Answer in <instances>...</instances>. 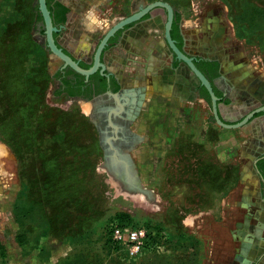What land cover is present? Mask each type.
<instances>
[{
	"label": "rangeland",
	"instance_id": "374dc122",
	"mask_svg": "<svg viewBox=\"0 0 264 264\" xmlns=\"http://www.w3.org/2000/svg\"><path fill=\"white\" fill-rule=\"evenodd\" d=\"M28 1L23 3L28 5ZM152 1L61 0L77 13L71 22L66 16V28L57 39L73 54L90 61L97 41L114 23ZM162 1L178 13L193 50L217 58L222 71L243 66L257 70L245 79L244 90H231L229 102L218 112L224 122L237 123L264 101V80L259 76L264 73V0ZM17 2L0 0V142L10 151L14 149L19 163L8 181L17 189L12 211L18 230L14 237L0 240V264H107L98 261L99 252L105 253L104 227L115 224L123 214V220L133 225L169 230L173 242L180 246L169 249L179 256L176 262L264 264V204L255 198L258 179L252 169L239 173L242 143L246 145L248 139L242 129L251 121L232 127L220 124L203 86L192 78L189 82L196 92L188 94L187 100L193 103L186 106L185 114H174L173 106L158 100L151 110L154 119L145 118V126L155 129L163 124L167 135L149 138V148H156L163 140L159 151L139 152L142 146L138 143L127 150L128 164L138 176L141 190H124L103 167L109 144L97 116L91 117L94 105L71 100L64 92L52 94L57 85L49 76L57 58L47 51L45 37L25 34L27 45L19 51L12 46L13 33L6 38L2 32L3 21L12 23L20 15L13 10ZM89 8H96L108 22L106 28L87 31L83 21ZM25 18L26 32L29 15ZM165 20V9L155 7L148 16L129 24L121 42L103 52L105 66L111 69V62H122L119 67L125 71L126 83H135V76L141 74L145 75L143 81L152 82L156 77L159 85L158 78L164 76L171 60L164 41ZM85 36L90 45L87 49L81 48ZM29 53L38 75L28 70L25 60ZM154 57L158 59L155 68L149 63ZM135 58L138 64H133ZM180 64L176 68L184 69ZM150 70L155 73L146 78ZM237 80L231 77L235 84L245 83ZM9 86L16 88L18 114L14 113L16 108L3 104V91ZM136 114H129V130L140 123ZM9 125L13 131L7 137L4 127ZM220 130L227 131L221 146V150L227 149V164L221 167L217 156L220 147L213 146ZM8 138L11 145L5 143ZM73 148L76 151L67 152L68 157L61 151ZM110 162L116 177L132 181L124 160ZM67 163L74 168L68 181L66 173L71 171ZM83 176L86 178L81 180ZM74 178L76 182L70 186L68 182ZM214 203H218L217 208L210 211Z\"/></svg>",
	"mask_w": 264,
	"mask_h": 264
},
{
	"label": "crops",
	"instance_id": "0c3cea01",
	"mask_svg": "<svg viewBox=\"0 0 264 264\" xmlns=\"http://www.w3.org/2000/svg\"><path fill=\"white\" fill-rule=\"evenodd\" d=\"M71 13V16H70ZM76 9L68 10L67 15L69 16L68 21L71 22L74 20L76 16ZM158 59L154 57V60H149V63L153 64L155 68ZM133 64H138L136 58L132 60ZM156 62V63H155ZM122 62H111V71L115 73L118 78L119 83L121 84L122 93L121 97L124 98V104L128 106L129 112H136L137 117H139L140 123L136 125L132 130H130V134L135 139V144L140 145L139 152H148V151H159L161 150V146L164 145L161 139L160 145L156 148H149L148 145L151 144L149 138L152 136L161 137L167 135L165 131V127L157 124L155 129L151 128L149 125H144L145 118L147 120H153L154 112L151 110L153 106L161 100V103H165L167 105H171L175 108L174 114L186 112V106L188 104H192L193 102L187 100L188 94L190 92H196V88L192 87L189 82L190 79H187L188 75L185 69H172L169 66V69L164 72V76L162 78H158L159 85H156V77L153 78L152 82L143 81L144 76L141 74L136 75L137 81L135 83H126V76L124 69L120 68L119 65ZM151 69V68H150ZM254 67H236L235 69H227L224 71L225 77L230 82L231 77L236 76L238 78L237 81L243 82L249 75H255ZM151 73H155V71H146V78L150 76ZM152 76V75H151ZM262 80H264L263 75H259ZM188 80V81H187ZM123 82V83H122ZM161 94V97H157V94ZM156 95L155 98H153ZM120 97V98H121ZM222 108H225V102L220 101L218 103V112H222ZM130 114V113H129ZM157 116V115H156ZM173 119V117H171ZM163 120V118H162ZM149 121V122H150ZM248 135L247 143L244 145L242 143L241 150V162L239 164V173L244 175L246 171L251 170L253 167V160L257 153H261L264 151V116H258L251 121V125H247V129H242ZM204 138H207V133L203 134ZM219 136V140H216V144L213 146L220 147L218 153L219 158V167L227 164V149L221 150V146H223V141H225V137L227 136V131L220 130L217 134ZM219 141V142H218ZM166 144V143H165ZM135 145V146H136ZM145 147V148H144ZM133 151H136V148H133ZM225 162V163H222ZM11 167V170L9 169ZM153 166V164H152ZM19 168V163L15 158V155L12 151L9 150L7 145L0 142V240L4 238H11L16 235L18 227L17 222L15 221L14 214L12 211L13 202L17 199V189L15 190L14 186L10 187L9 178L14 177L15 173ZM221 192V191H220ZM223 193H226V189ZM218 203H214L211 206L210 211L217 208ZM9 206V208H8ZM3 217V218H2ZM16 222V224H15ZM14 231L13 234L11 230Z\"/></svg>",
	"mask_w": 264,
	"mask_h": 264
},
{
	"label": "flooded vegetation",
	"instance_id": "af4514ba",
	"mask_svg": "<svg viewBox=\"0 0 264 264\" xmlns=\"http://www.w3.org/2000/svg\"><path fill=\"white\" fill-rule=\"evenodd\" d=\"M57 1L61 2V0H45L46 7H47V9L49 11V15L51 17L52 25L55 27V29L52 30L54 42L59 48L62 49L63 52L69 54L76 61H78V63L82 67H84L82 65L83 63H87L88 66L84 67V68H90L95 63L94 52L92 53V55L90 57V61L89 60L86 61L82 56H76L75 54H73L69 50L68 47H66L64 44H62L57 39V35L62 33L63 30L66 28V25H65L66 21L64 23H60L59 21L56 20L57 19V16H56V9H57L56 2ZM64 5H66V4H64ZM26 6H27V9L30 11V14L32 13L31 15H29V19H31V32H32V34L33 35L40 34V35H43L44 37H46L45 36L46 35V24H45V19H44L43 13L39 7V1L38 0H29L28 5H26ZM174 12H175V10H174ZM148 13L150 14V11ZM66 16H67V14H66ZM143 17H145V15H143L139 20L143 19ZM174 22H175V16L173 13V18L171 21V27H170L169 32H170V36H171L174 44L186 56L191 58V60L197 66V68L210 81H211V79L205 74L204 68H205V71H207V70L211 71V73L213 74V78H212L213 84L222 92V94L225 98L230 99V92L234 88L236 90H239V91L245 89V85H247V82H246L247 80H245V83L243 82V85H240L241 83H239V82H237V84H235V82H231V80H230V82L227 81L228 79L224 75L225 70H223V71L221 70V67H220L221 65H220L219 60L217 58H214V57H211L208 55L200 54L199 52H196L195 50H193L192 45L190 43V39L185 34L181 23L178 22V26H177V32L178 33H176L174 30ZM129 24H131V23H129ZM129 24L125 25L122 28L117 29L112 35L109 36V38L107 39V43L103 47L102 52H101V56H100L101 62H103V60H102L103 52L108 50L110 47L118 45L121 42V40H120V39H122L121 35H122L123 31L128 27ZM179 36H180V38H179ZM164 41H165L168 49L171 52V60L169 61L168 66H170L172 69H176L177 65L179 63H181L180 65L182 67H184V69L186 70V73L188 74L186 76V78L190 79V81L192 78H196L198 80V83L201 84L202 86H204L202 84L201 80L199 78H197V76L193 73V71L191 70L189 65L186 63V61L179 58L177 56V54L173 51V49L169 45L167 39L165 38V35H164ZM98 43H99V40L97 41L95 48L97 47ZM45 45H46L47 51H49V53H51V50L48 48V45L46 43V39H45ZM213 60L217 61V63H218L216 69H214V67H211L208 64H206L207 62H211ZM51 75L54 79L55 84L57 86L60 85L63 89L69 90V87H70V88H73V90H76V88L78 86H80V92L79 93H74L72 95L68 94L67 91H64V93L67 95V97L69 99L76 100L78 102H80V100H83V99L92 100L94 102V109H95L93 113H94V115L97 116V120H98L97 124L101 128H103L104 124L107 122L106 117H107L108 110H109L108 107L116 106V104H117L116 98L114 96V93H117V96L119 97L118 100L123 105V109L120 111L119 115H115V116L112 115L111 120L117 126H119V128L117 127L118 128L117 132L119 134H121L122 128L125 127V125H128L130 112H129L128 106L126 104H124V101H125L124 98L122 99V97H121V93H122L121 84L119 83L118 78L116 77L115 73L112 72L106 66L104 68H102L101 66H98L95 71L91 72L88 76H86L82 73L75 71L74 69H72L68 65L56 64L55 67L53 68V71H51ZM112 75L115 78V79L113 78L114 80L111 78ZM115 80L120 84V88L118 90L115 89V84H114ZM80 81H82L81 85H80ZM217 97H218L217 103L222 101L219 99V96H217ZM253 98H254V96H253ZM263 106H264V101H261V103L259 105H257L256 107H254L250 111H248L243 117H241L239 119V121L243 120L247 114H249L250 112H253V111H254V114L244 124H248L250 121H252V119H254L258 116H264V113H260V111H263L264 109H262L260 111H256V109L263 107ZM244 124H242V125H244ZM128 131H130L128 129V127H127V129L125 128L126 136H128L129 140H132L133 137L130 134V132H128ZM107 135L109 137H111V139H112V136L115 135V128L113 126L112 127L109 126ZM112 141H113V139H112ZM107 144H108V142H107ZM109 146H110V144H109ZM262 159H264V151L261 153H257L255 155L254 160H253V167L251 169H252L253 174L258 179V187H257L258 188V190H257L258 195H256L255 198L259 199L264 204V160H262Z\"/></svg>",
	"mask_w": 264,
	"mask_h": 264
},
{
	"label": "trees",
	"instance_id": "16d2710c",
	"mask_svg": "<svg viewBox=\"0 0 264 264\" xmlns=\"http://www.w3.org/2000/svg\"><path fill=\"white\" fill-rule=\"evenodd\" d=\"M56 6H57V9H56L57 19L56 20L59 21L60 23H64L66 21V14L68 12V7L59 1L56 2ZM13 10L15 12L19 13L20 15H17L18 18L12 23L8 24L7 22L3 21L2 25H1L3 27L2 32L5 33L6 38H8V35L10 34V32L13 33L14 39L12 41V46L16 47L20 51V50L24 49L27 45L25 43V34L26 35L32 34V32H31V19L29 21L30 23L28 22V26L26 27V32L24 30L25 26L27 25V23H26L27 19L25 18V15H31L32 13L30 14V11L27 9V6L23 3V0H18L17 4L13 6ZM145 16H148V13L145 14ZM174 16H175L174 30L176 33H178L177 32V26H178V22H180V18H179V15L176 11L174 12ZM22 20H24V22H22ZM19 23L23 26L19 27L17 25ZM179 38H180V36H179ZM10 54H11V52H10ZM10 56L13 57L12 55H10ZM31 58H32L31 53L26 55L27 61L25 60V62H27L26 64H27L28 70H29V72L32 71L33 75H38V72L34 71V69H33V66H32L33 58L32 59ZM206 64H208L211 67H214V69H216L217 65H218L217 61H214V60L211 62H207ZM82 65L84 67L88 66L87 63H83ZM204 72L211 79V82H212L213 74L211 73V71H208V70L205 71V68H204ZM4 77L8 78V79H12L11 77L6 76V75H4ZM4 77H3V80H4ZM49 77L53 79L52 75H50ZM111 78L113 79L114 76L112 75ZM81 84H82V81H80V85ZM114 84H115V89L118 90L120 88V84L116 80L114 81ZM212 86H213L214 92L217 94V96H219L220 100L224 101L225 103L229 102V99L225 98L223 96L222 92L213 84V82H212ZM203 88L205 90V96L209 100L210 94H209V92L205 86H203ZM64 91H67L68 94H71V95L74 93H79L80 92V86H78L76 88V90H73V88H70V87H69V90H67V89H63L59 85V86L55 87V89L52 91V94H54V96H56V95H58ZM15 92H16L15 87H12V86L7 87V89L5 91H3V98H5L3 104L5 105L6 108H11V109L16 108L14 113L18 114L19 109H17L18 106H17V103L15 102ZM20 108L24 110V108H22V107H20ZM260 113H264V110L260 111ZM24 121H26V120H24ZM24 123L28 124L29 121L24 122ZM12 131L13 130L11 128V125L4 127V132H6L7 137L11 136ZM5 143H7L8 145H11L10 139L8 138L5 141ZM51 144H53V143H51ZM51 144H50V146H51ZM12 150L18 159L17 153L14 151L13 148H12ZM61 151H62V153H64L65 157H68V155L66 153L67 152H74V151H76V149L75 148H73L72 150H70V149L62 150L61 149ZM62 153H61V156H62ZM65 160L70 161V162L73 161L70 158H67ZM262 160H264V159H262ZM67 164H69L67 166L68 170L71 171L69 173L68 172L66 173V176H68V178H67V181H68V180H71L74 176V173H73L74 168L70 163H67ZM75 172L77 173V170ZM84 178H86V177L83 176V179H81V180H84ZM75 182H76V178H74L71 182H68V183L70 184V186H72L73 183H75ZM65 184H67V183H64V185ZM70 195H71V192H70ZM125 216L126 215L123 214L122 216H120L121 218L119 220L114 221V223L118 224V225H126V224L127 225H133L131 222H128L127 220H123V218H125ZM111 227H112V225H106L104 227L105 238L102 241V244L105 245V251H104L105 253L99 252L100 253V255H99L100 259L98 261H102L103 263H107V264H185L186 263L185 257H184L185 260H180V261L176 262V259L179 258V256L172 255L171 252L169 251V249L174 250V248H180L179 245H177L173 242L170 231L166 230L164 228H155V227H150V226L149 227L145 226V227H147L150 231H153V232L155 231V232L153 235L150 236V239L147 242L148 245L146 246L147 249L145 250V253L136 257L135 259L128 261V257L126 256L125 250L120 248L118 245H116L112 241V239H111Z\"/></svg>",
	"mask_w": 264,
	"mask_h": 264
},
{
	"label": "water",
	"instance_id": "95a60500",
	"mask_svg": "<svg viewBox=\"0 0 264 264\" xmlns=\"http://www.w3.org/2000/svg\"><path fill=\"white\" fill-rule=\"evenodd\" d=\"M38 1H39V7L43 13V16L45 19V24H46V35H45L46 36L45 37L46 43L48 45V48L51 50V54L57 58V64L68 65L72 69H74L75 71L82 73L86 76H88L91 72L95 71L98 66H101L102 68L105 67V64L103 62H101V60H100V56H101L102 49L106 45L107 39L109 38L110 35H112L117 29L122 28L129 23H132L134 21L139 20L143 15H145L146 13H148L149 11L154 9L155 7H163L166 11L165 30H164L165 38L167 39L169 45L171 46L173 51L177 54V56L179 58L183 59L184 61H186V63L189 65V67L191 68L193 73L197 76V78H199L201 80L202 84L208 90V92L210 94V99H211V107H212V110H213L214 115L216 117V120L224 126L232 127V126H238V125H242V124L246 123L247 120L254 114V111L250 112L249 114H247L244 117L243 120H241L237 123H234V124L226 123L223 120H221V118L219 117V114H218V103H217L218 97L214 92L211 81L208 78H206V76L197 68V66L193 63L191 58L186 56L174 44V42L170 36L169 30L171 27V21L173 18L174 8L168 2L162 1V0H155V1L143 4V5H140L139 9L137 11L133 12L132 14H130V15L118 20L116 23H114L99 39V43L94 50V59H95L94 65L91 66L90 68H84L78 63V61H76L69 54L63 52L62 49L59 48L55 44L54 38L52 35V30L55 29V27L52 25L51 17L49 15V11L46 7L45 0H38ZM114 96L116 98L117 104H116V106L108 107L109 110H108V114L106 117L107 122L104 124L103 129H102L103 133L107 136L105 141L108 142V144H110V146L108 148H106L105 162L103 164V167L109 171V173L111 174L113 179H116L117 182L120 185H122V188L124 190L132 193L136 190H141L140 185H139L138 176L136 175L135 171L133 170L131 164H128L130 159H129V155L127 154V152H128L127 150H129V148H131L134 145L135 139L133 138L132 140H129L128 136H126L125 128L127 129V125H125V127H123L124 129L122 128L121 134H119L117 132L119 126H117L111 120L112 115L113 116L119 115L120 111L123 109V105L118 100L119 97L117 96V93H114ZM80 102H87V103L91 102V104L94 105V102L92 100H88V99L80 100ZM262 109H264V106L256 109V111H260ZM91 117L96 119V116L94 115V113L91 114ZM109 126H111V127L113 126L115 128V135L112 136L113 141H112L111 137H109L107 135ZM110 160H124V163L127 165V167L130 169V171L132 173V176H131L132 181L130 183H127L122 178L116 177V175L114 174V171H112V168L110 166L111 162H112V161L110 162Z\"/></svg>",
	"mask_w": 264,
	"mask_h": 264
},
{
	"label": "built area",
	"instance_id": "2783aa9c",
	"mask_svg": "<svg viewBox=\"0 0 264 264\" xmlns=\"http://www.w3.org/2000/svg\"><path fill=\"white\" fill-rule=\"evenodd\" d=\"M154 232L141 225L113 224L111 239L116 245L125 250L129 261L145 253L147 242Z\"/></svg>",
	"mask_w": 264,
	"mask_h": 264
},
{
	"label": "clouds",
	"instance_id": "9594fccd",
	"mask_svg": "<svg viewBox=\"0 0 264 264\" xmlns=\"http://www.w3.org/2000/svg\"><path fill=\"white\" fill-rule=\"evenodd\" d=\"M85 27L87 31L94 32L97 29H103L108 26V22L102 19L97 13L96 8H89L84 17ZM88 37H82L81 48L87 49L90 45L87 43Z\"/></svg>",
	"mask_w": 264,
	"mask_h": 264
},
{
	"label": "bare ground",
	"instance_id": "6f19581e",
	"mask_svg": "<svg viewBox=\"0 0 264 264\" xmlns=\"http://www.w3.org/2000/svg\"><path fill=\"white\" fill-rule=\"evenodd\" d=\"M70 2V1H69ZM93 5V4H92ZM262 216V215H261ZM249 238V237H248ZM245 239V238H244Z\"/></svg>",
	"mask_w": 264,
	"mask_h": 264
}]
</instances>
